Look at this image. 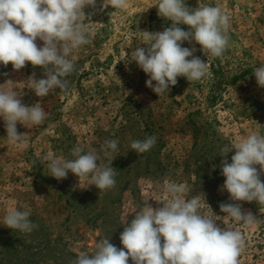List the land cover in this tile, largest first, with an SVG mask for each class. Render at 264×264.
Instances as JSON below:
<instances>
[{
  "label": "rangeland",
  "instance_id": "rangeland-1",
  "mask_svg": "<svg viewBox=\"0 0 264 264\" xmlns=\"http://www.w3.org/2000/svg\"><path fill=\"white\" fill-rule=\"evenodd\" d=\"M102 2L84 9L90 43L73 53L67 90L37 97L26 81L33 73L45 78L41 67L26 62L15 70L11 63L0 64V85L11 80L14 84L5 88H14L25 105L39 102L47 112L41 125L17 124L18 132L28 133L23 149L9 143L0 118V264H72L81 252L94 254L105 238L122 248L124 224L145 203L163 206L165 180L185 184L187 199H205L211 208L205 205L201 214L212 210L222 217L221 227L242 233L238 264H264V223L247 226L220 211L221 203H239L264 219V206L232 201L221 190L220 168L222 159L230 163L235 154L233 149L220 156L225 145L252 133L264 135V87L253 74L264 65V0H186L191 8L218 6L229 16V45L221 57L209 58V74L201 82L177 77V84L160 96L146 86L148 75L129 57L145 43L140 31L160 32L171 21L158 15L157 0H128L124 10L103 8ZM36 43L43 45L39 39ZM182 47H195L194 55L207 62L200 45L185 41ZM148 136L156 137L155 145L136 153L131 142ZM107 140L118 141L113 188L82 189L87 181L79 182L71 172L61 180L50 176L45 158L74 159L78 146L85 152L95 149L98 163L107 164L101 150ZM260 178L264 181V174ZM13 207L30 211L38 227L30 233L5 227L3 218Z\"/></svg>",
  "mask_w": 264,
  "mask_h": 264
},
{
  "label": "clouds",
  "instance_id": "clouds-1",
  "mask_svg": "<svg viewBox=\"0 0 264 264\" xmlns=\"http://www.w3.org/2000/svg\"><path fill=\"white\" fill-rule=\"evenodd\" d=\"M96 0H0V64H12L19 70L26 62L44 70L45 78L36 79L35 73L27 84L37 97H46L54 89L67 90L66 79L75 69L74 51L90 43L84 9L95 7ZM124 10L128 0H103L102 7ZM158 15L171 26L160 32L140 31L145 42L131 52L130 61L148 75L146 86L158 96L177 84V77L189 82H201L209 74V58H219L226 51L230 35L229 16L218 6L204 5L191 8L186 0H157ZM179 25H187L184 30ZM43 42L38 46L36 41ZM195 42L207 56V62L194 55L196 48L182 47L183 42ZM127 55V54H126ZM191 57V59H189ZM257 84L264 87V65L253 71ZM119 79V78H118ZM153 82L155 84L153 85ZM11 80L0 85V118L4 121L7 140L17 148L28 146V133H20L17 124L26 122L41 125L47 112L39 102L28 106L22 103ZM156 143L155 136L133 140L136 153L149 151ZM117 140H107L101 146L107 164L98 163L101 155L95 149L83 147L72 150L74 159L48 156L50 176L65 179L69 172L78 181H87L82 189L95 186L104 191L115 186L117 170L112 167ZM235 149L231 162L221 160V174L225 177L222 191L232 201L253 202L264 206V135L257 133L238 138L225 145L222 157ZM259 165V170L255 167ZM166 199L162 207L145 203L134 218L126 222L120 234L122 248L110 243L109 238L96 244L94 254L81 252L72 264H238V256L245 244L240 231L221 227V216L201 214L205 199H187L188 187L183 183L165 180L162 185ZM211 209V208H210ZM220 211L235 222L247 226L264 223V219L245 212L239 203H221ZM30 211L10 208L4 218L5 227L30 233L38 225L30 219ZM163 241V242H162Z\"/></svg>",
  "mask_w": 264,
  "mask_h": 264
},
{
  "label": "trees",
  "instance_id": "trees-1",
  "mask_svg": "<svg viewBox=\"0 0 264 264\" xmlns=\"http://www.w3.org/2000/svg\"><path fill=\"white\" fill-rule=\"evenodd\" d=\"M237 80L236 77H234L233 79L230 80L231 83H234Z\"/></svg>",
  "mask_w": 264,
  "mask_h": 264
}]
</instances>
